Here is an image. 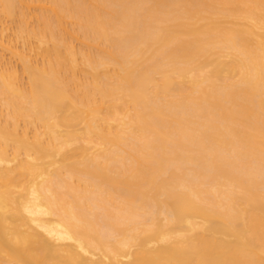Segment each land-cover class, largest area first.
<instances>
[{
    "label": "bare ground",
    "instance_id": "obj_1",
    "mask_svg": "<svg viewBox=\"0 0 264 264\" xmlns=\"http://www.w3.org/2000/svg\"><path fill=\"white\" fill-rule=\"evenodd\" d=\"M0 264H264V0H0Z\"/></svg>",
    "mask_w": 264,
    "mask_h": 264
}]
</instances>
